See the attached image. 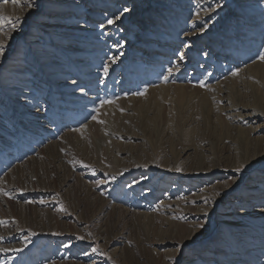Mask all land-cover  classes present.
<instances>
[{
	"label": "rangeland",
	"instance_id": "rangeland-1",
	"mask_svg": "<svg viewBox=\"0 0 264 264\" xmlns=\"http://www.w3.org/2000/svg\"><path fill=\"white\" fill-rule=\"evenodd\" d=\"M262 13L264 0H0V264H264L250 259L264 225L245 222L264 217V68L246 72ZM180 52L175 72L211 74L203 94L166 82ZM232 54L242 76L220 97Z\"/></svg>",
	"mask_w": 264,
	"mask_h": 264
},
{
	"label": "bare ground",
	"instance_id": "bare-ground-1",
	"mask_svg": "<svg viewBox=\"0 0 264 264\" xmlns=\"http://www.w3.org/2000/svg\"><path fill=\"white\" fill-rule=\"evenodd\" d=\"M213 1V0H212ZM217 2V1H216ZM179 3V2H178ZM104 6H105V4L104 3H102V4H100L99 5V7H101L102 9H105L104 8ZM114 6H116V3L114 4ZM226 6V3L222 6V7H219L220 9L221 8H224ZM217 7V6H216ZM62 8V7H61ZM74 9H76V11L77 12H83V13H85V12H87V10L85 11L83 8H81V7H79V6H76V7H74ZM61 9H59L58 11H60ZM214 10H217V8H215ZM213 12H215V11H213ZM212 12V13H213ZM210 13V12H209ZM206 14V13H205ZM228 16L229 15H226V17L225 18H223L222 20H225V19H227L228 18ZM21 18V17H20ZM260 18H264V14L262 13L261 15H255V17H252L251 19L252 20H257V19H260ZM68 20H72V18H68ZM229 20V19H228ZM118 22V21H117ZM246 25H249V24H247L246 23ZM219 28V27H218ZM218 28H216V29H218ZM251 28V27H250ZM205 30V29H204ZM211 31V30H210ZM139 32L141 33V36L140 37H142V36H144V34L142 33V30H139ZM198 34V33H197ZM251 35H250V37L248 38L249 39V41L250 40H252L251 41V45H253V46H258V44H260V43H263V46H264V34L262 33L260 36H257L256 35V32H254V33H250ZM192 35V34H191ZM140 37H138V38H140ZM161 39H163V38H161ZM167 39L168 40H170L171 39V42L173 43L174 42V39H178L177 38V36L176 37H174V38H172V37H167ZM230 41H232V40H230ZM229 41L227 40L226 41V43H228ZM223 43V42H222ZM237 44L238 43V40H235L234 42H233V44ZM145 43H143L142 44V47L141 48H146L145 47V45H144ZM232 44V43H231ZM115 47L113 48V50H116L117 49V45L115 44L114 45ZM226 46V45H225ZM149 47H151V45L149 46ZM158 47V51H161L162 50V47L159 45V46H157ZM187 47V49H190V48H192V45H191V47H189V44L186 46ZM121 48V47H120ZM231 49V48H230ZM254 49H256V48H254ZM117 51H119V50H117ZM110 52H113V51H110ZM230 52H231V50H228L227 51V53L228 54H230ZM94 53V52H93ZM192 52H189L188 54L190 55ZM181 54H182V57H181ZM233 54H238L237 52H234ZM233 54L232 55H230V57L228 58V60L229 59H231L230 61H226V63H224V65H222V69H223V73H224V76L226 75V73L228 74L231 70L233 71V73L231 74V75H229V78L228 79H225V90H219V92H217L218 93V95L221 97V94L222 93H225V96H226V94L228 93V89H227V85L228 84H230L231 82L233 83V84H238L239 83V81H238V79L239 78H241V76H242V72H239L238 70H237V67L234 65L235 63H233V61L235 60V57H232L233 56ZM250 55V57H248V60L247 61H249L250 63L248 64V66H247V68H246V72H247V70H248V68H249V75L250 76H252V74H253V72H255V70H256V68H258V69H263L264 68V60H262L261 59V56H264V50H262V51H260V53L257 55V57H251L252 55H251V53L249 54ZM176 56H178V58L175 60V61H173V63H171V65H170V67L171 68H168L167 67V65H165L164 67H163V69H165V71H166V75L168 76V77H166V78H169V80L168 81H166V82H174V81H180V82H182V83H184V85H182L181 86V89H189V90H194V91H196L197 93H200V94H203L204 93V91H207V89H209L210 88V86H208L210 83H211V79L209 78L210 76H211V74L209 73V76H207V77H205V78H202V80H197V79H195V78H186L185 76H181L179 73H177V72H175L174 71V66H177V65H179V64H182V68H185L186 66H188V59H189V56L187 55V56H184L183 55V53L182 52H180L179 54H177L176 53ZM214 56H216V55H214ZM245 55H241V57H244ZM192 57V60L195 58L193 55L191 56ZM169 58V57H168ZM110 59L112 60V62L111 63H117L119 60H115L114 58H113V55H110ZM208 60V58L206 57V59H205V61H207ZM169 61V59H167V62ZM215 62H217V60H214ZM240 61H242V62H244L245 61V59L243 58V60H240ZM238 62V61H237ZM175 63H177V64H175ZM107 64V63H106ZM246 64V63H245ZM245 64H243V65H245ZM196 65V64H195ZM194 65V67H196ZM73 66H75V65H71L70 66V68H72ZM91 65H87L86 66V68H89ZM110 67H112V66H110ZM153 67V65H151V67L150 68H152ZM139 68H140V66H139ZM146 68V67H145ZM148 68H149V66H148ZM167 68V69H166ZM182 68H180L181 70H182ZM177 69V68H176ZM219 69V68H218ZM87 70V69H86ZM179 70V69H178ZM199 70H201V69H199ZM245 70V69H244ZM132 71H134L133 69H130V72H132ZM219 71H220V69H219ZM218 71V72H219ZM124 72H126V71H124ZM221 72V71H220ZM222 73V72H221ZM152 74V73H151ZM243 74H244V72H243ZM85 76H88V77H93V79H95L96 77V75H93V74H89V75H85ZM248 76V75H247ZM53 78H60V77H58V75H54V76H52ZM249 78V77H248ZM90 80H92V79H90ZM76 84V82H73L72 84H70V88L71 87H73V84ZM122 83V82H121ZM77 84H79V83H77ZM95 85V84H94ZM68 87V88H69ZM65 87H63V89H64ZM96 88V87H95ZM211 88H212V86H211ZM221 89V88H220ZM65 90H67V88H65ZM63 93L64 94H66L65 93V91H63ZM217 98V97H216ZM88 99H94L93 97H90V95H89V97H88ZM220 99V98H219ZM227 99V98H226ZM218 101V100H217ZM220 101V100H219ZM226 102H227V100H226ZM230 102H232V101H230ZM231 104V103H230ZM260 104V103H259ZM232 105H233V103H232ZM261 105V104H260ZM235 106V105H234ZM236 107V106H235ZM234 107V108H235ZM233 108V109H234ZM248 109V108H247ZM258 109V108H257ZM243 110H246V109H243ZM101 111H102V108L98 111V115L101 113ZM237 121V120H236ZM89 124V123H88ZM87 125V124H86ZM85 125V126H86ZM90 126H92L93 125V123H90L89 124ZM88 126V125H87ZM247 163V162H246ZM128 169V168H127ZM127 172V171H126ZM122 173V172H121ZM123 176V175H122ZM110 178V177H109ZM119 178V177H118ZM121 178V177H120ZM188 199V198H187ZM192 199V198H191ZM198 200V199H197ZM192 208V207H191ZM180 218V217H179ZM243 220V219H242ZM247 221V223L248 224H250V225H264V217L263 216H261V217H255V218H252V219H246L245 220V222ZM236 222V221H235ZM240 222H242V221H240ZM243 223V222H242ZM239 227H240V225H239ZM249 228H251V227H249ZM239 231H240V233H238L239 234V236L238 237H242V236H244V234H243V232L245 231V229H244V231H243V229L241 228V229H239ZM261 231H262V229H261ZM262 233H264L263 231L261 232V234ZM264 235V234H263ZM248 239H250V237L248 238ZM255 239H253V241H254ZM257 243V240H255V242H253L252 244L254 245V244H256ZM258 245H259V243H257ZM258 247L259 246H257L256 248L258 249ZM262 251H260L259 249L257 250V251H254L252 254H251V256H250V259L251 258H253V257H257L256 259L257 260H259V261H261L262 263H264V259H263V257L261 258V254H263V252L261 253ZM258 255V256H257ZM244 260H242V261H239L238 262V264H246V263H244L243 262ZM237 263V262H236Z\"/></svg>",
	"mask_w": 264,
	"mask_h": 264
},
{
	"label": "snow or ice",
	"instance_id": "snow-or-ice-1",
	"mask_svg": "<svg viewBox=\"0 0 264 264\" xmlns=\"http://www.w3.org/2000/svg\"><path fill=\"white\" fill-rule=\"evenodd\" d=\"M14 2H16V0H14ZM127 11H128V9L125 8L124 9V12H127ZM5 19H8V18H5ZM117 19H118V17H117ZM108 23L109 24H114L115 23V20L110 19V20H108ZM12 26H13V28H15L16 27V24L14 23ZM3 52H4V45L2 43H0V55H3ZM181 57H182V54H181ZM261 59L264 60V56H261ZM104 72H105V75H106L107 72H108V69L105 68L104 69ZM237 171H239V169H237ZM5 195H7V193H5ZM0 223H5V221H0ZM81 239H83V237H81ZM5 251H7V250L5 249Z\"/></svg>",
	"mask_w": 264,
	"mask_h": 264
}]
</instances>
